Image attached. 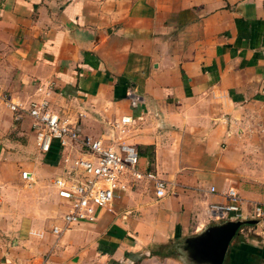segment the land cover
Wrapping results in <instances>:
<instances>
[{"label": "crops", "instance_id": "1", "mask_svg": "<svg viewBox=\"0 0 264 264\" xmlns=\"http://www.w3.org/2000/svg\"><path fill=\"white\" fill-rule=\"evenodd\" d=\"M0 95L46 99L83 135L136 147L140 167L169 182L165 197L139 184L96 223L56 234L67 208L53 181L78 153L58 141L41 153L32 120L0 102V264H200L185 242L231 221L209 214L230 189L239 220L255 223L224 264H264V0H0Z\"/></svg>", "mask_w": 264, "mask_h": 264}, {"label": "built area", "instance_id": "2", "mask_svg": "<svg viewBox=\"0 0 264 264\" xmlns=\"http://www.w3.org/2000/svg\"><path fill=\"white\" fill-rule=\"evenodd\" d=\"M51 88L52 82H48L46 85H40L38 91H44L48 96ZM128 98L133 105L141 102V98L133 93H129ZM0 102L5 103L17 117H28L32 120L36 145L41 153H49L55 141H58L63 149L69 148L71 153H78L76 158L70 155L64 159L63 175L53 181L58 198L67 208L62 216L63 227L54 228L56 234L81 223H96L103 210L113 207L121 192L131 191L139 184L153 185L158 198L167 195L169 182L155 170L142 169L137 148L123 143L122 139L119 140L115 136L96 139L83 135L79 128V118L73 120L54 114L46 99L22 106L0 95ZM131 122L130 117H123L113 128L123 134ZM21 177L31 185V172L24 171ZM214 191L212 188V192ZM225 196V205L215 204L210 207L211 219L239 220L243 199L235 189H230ZM255 217L264 218L263 206H255Z\"/></svg>", "mask_w": 264, "mask_h": 264}, {"label": "water", "instance_id": "3", "mask_svg": "<svg viewBox=\"0 0 264 264\" xmlns=\"http://www.w3.org/2000/svg\"><path fill=\"white\" fill-rule=\"evenodd\" d=\"M255 222L224 221L211 225L202 234L188 238L185 244L192 248L191 256L200 264H224L227 251L238 230Z\"/></svg>", "mask_w": 264, "mask_h": 264}, {"label": "rangeland", "instance_id": "4", "mask_svg": "<svg viewBox=\"0 0 264 264\" xmlns=\"http://www.w3.org/2000/svg\"><path fill=\"white\" fill-rule=\"evenodd\" d=\"M19 169H23V166L22 165H20L19 166V168H18V170ZM11 172V168H9V170H8V174ZM28 189V188H27ZM16 192L18 193V195H20L21 194V196H24V197H27L28 196V194L29 193H27V191H20L19 189L18 190H16ZM62 210V213H63V209H61ZM61 213V211H58V213L57 212H53V210H52V212H51V215H50V221H55V218L57 217V216H59V215H61L60 214Z\"/></svg>", "mask_w": 264, "mask_h": 264}]
</instances>
